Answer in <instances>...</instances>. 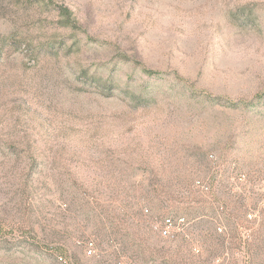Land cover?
I'll return each instance as SVG.
<instances>
[{"label":"rangeland","instance_id":"obj_1","mask_svg":"<svg viewBox=\"0 0 264 264\" xmlns=\"http://www.w3.org/2000/svg\"><path fill=\"white\" fill-rule=\"evenodd\" d=\"M263 185L264 0H0V264H264Z\"/></svg>","mask_w":264,"mask_h":264},{"label":"built area","instance_id":"obj_2","mask_svg":"<svg viewBox=\"0 0 264 264\" xmlns=\"http://www.w3.org/2000/svg\"><path fill=\"white\" fill-rule=\"evenodd\" d=\"M263 190H264V185H263ZM172 228H173V221L171 219H165L164 227L161 228L162 234L165 237L170 236ZM86 251L88 255H92L94 253V244L92 242L86 245ZM122 264H126V263H122Z\"/></svg>","mask_w":264,"mask_h":264},{"label":"trees","instance_id":"obj_3","mask_svg":"<svg viewBox=\"0 0 264 264\" xmlns=\"http://www.w3.org/2000/svg\"><path fill=\"white\" fill-rule=\"evenodd\" d=\"M62 14H63V16H67L68 13H67V11H63ZM66 24H70V23L66 22Z\"/></svg>","mask_w":264,"mask_h":264}]
</instances>
